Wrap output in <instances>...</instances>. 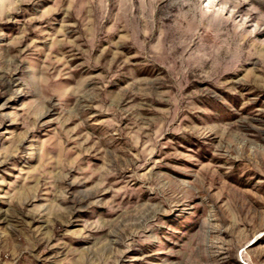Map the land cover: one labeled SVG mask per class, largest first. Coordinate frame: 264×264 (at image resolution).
Returning <instances> with one entry per match:
<instances>
[{"label": "rangeland", "instance_id": "1", "mask_svg": "<svg viewBox=\"0 0 264 264\" xmlns=\"http://www.w3.org/2000/svg\"><path fill=\"white\" fill-rule=\"evenodd\" d=\"M0 264H264V0H0Z\"/></svg>", "mask_w": 264, "mask_h": 264}]
</instances>
